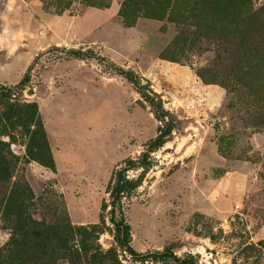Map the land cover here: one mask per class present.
Masks as SVG:
<instances>
[{"label":"rangeland","instance_id":"rangeland-1","mask_svg":"<svg viewBox=\"0 0 264 264\" xmlns=\"http://www.w3.org/2000/svg\"><path fill=\"white\" fill-rule=\"evenodd\" d=\"M124 2L0 0L6 191L25 195L19 203L32 226L0 211V264H138L117 248L109 221L114 173L129 162L146 169L127 173L141 178L124 201L136 252L264 264V112L256 109L264 98V21L251 27L249 55L258 66L245 88L226 75L198 76L234 64L238 47L222 60L209 47L163 57L183 26L142 17L127 28L119 17ZM253 6L264 16V0ZM175 8L184 11L185 2ZM127 72L173 121L157 150L149 147L160 123ZM50 160L54 171L41 164Z\"/></svg>","mask_w":264,"mask_h":264},{"label":"trees","instance_id":"trees-1","mask_svg":"<svg viewBox=\"0 0 264 264\" xmlns=\"http://www.w3.org/2000/svg\"><path fill=\"white\" fill-rule=\"evenodd\" d=\"M178 1L125 0L119 12V17L122 20V24L127 28L133 27L136 20L142 17L159 21L168 20L175 25L183 26L181 33L175 37L168 50L163 52V57H166V53L169 52L174 55L175 53H180V50L184 52L185 48L203 50L204 47H209L216 55L217 60H222L223 54L226 56L230 53L231 48L238 47L241 54L234 64L229 67L226 66L225 69L221 65L213 69V72L211 69V73L207 75L209 77L202 73H198V76L204 82H215L218 76L226 75L231 83L236 81L239 85L248 88L247 79L252 73L254 74L258 66L254 63L255 59L249 55L252 44L255 45L256 42L255 34L251 33V27H255L258 23L264 21L263 14L254 9L253 0H183L186 8L184 11L178 10L177 12L175 5ZM241 34H245V37L243 38ZM238 36L244 39L241 43L237 41ZM261 45L264 46L263 43ZM67 53L79 60L94 58L93 55L81 52L68 51ZM123 77L135 87L141 98L150 106L156 120L160 123L158 135L149 147L151 151L157 150L167 142L172 134L174 130L173 121L167 118L162 101L149 89V86L143 87L138 77L132 72L123 73ZM24 83L25 79L21 81L20 85H24ZM258 86L264 87V83H258ZM4 90V87H0L1 97H6L2 94ZM263 91L262 93H264ZM259 102V105L257 102L256 109L264 112V98L261 97ZM34 110H37L35 106ZM35 120V124H37L39 122L37 117ZM29 139H35L34 132L29 135ZM41 139H44L43 134ZM6 148L7 145L0 142V211L2 214L11 216L17 225L26 224L28 230L32 226L29 224L27 217H25L21 203H19L20 199L24 198L25 195L17 190L16 197L13 188H10V191H6L12 178V171L9 168L6 157ZM41 164L51 171L55 170V164L52 160ZM137 169H143L144 173L146 171L141 164L129 162L124 163L114 173V182L110 191L109 221L115 233L114 238L117 248L132 262L138 264L164 261H171L176 264H196L193 257L188 256L180 259L168 249H164L162 252L138 253L132 248L130 227L125 220L124 201L130 198L131 194L141 184V178L138 180L129 179L127 175L128 172ZM5 192L8 193L5 195ZM14 198L15 200H13ZM16 202L17 206H15Z\"/></svg>","mask_w":264,"mask_h":264},{"label":"crops","instance_id":"crops-1","mask_svg":"<svg viewBox=\"0 0 264 264\" xmlns=\"http://www.w3.org/2000/svg\"><path fill=\"white\" fill-rule=\"evenodd\" d=\"M11 67H13V66L10 65V68H11ZM15 79H17V75H15Z\"/></svg>","mask_w":264,"mask_h":264}]
</instances>
